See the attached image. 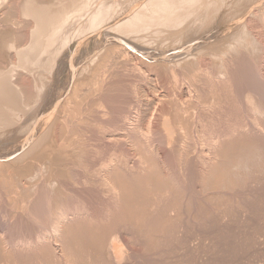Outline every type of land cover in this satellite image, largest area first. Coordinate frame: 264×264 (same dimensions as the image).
I'll return each instance as SVG.
<instances>
[{
    "label": "rangeland",
    "instance_id": "374dc122",
    "mask_svg": "<svg viewBox=\"0 0 264 264\" xmlns=\"http://www.w3.org/2000/svg\"><path fill=\"white\" fill-rule=\"evenodd\" d=\"M4 1L0 3V12L4 14V12L7 13L5 10H9L10 15L7 13L2 17L0 13L2 15L0 25L3 26L0 29V43L15 42L14 45L18 46L8 52L9 55L6 53L8 60L10 59L8 64L11 68L13 62H15L14 66L20 63L15 51L19 48L26 49L31 42V31L36 26L34 17H31V10L39 6H48L47 9H49V6L54 5L49 4L51 1L67 4L69 0H28L30 3L26 0H6L5 4ZM21 1L27 2L25 6ZM82 1L88 0H77L79 3ZM100 1H96V4L104 0ZM134 1H137L136 4L129 0L127 3L130 5L129 7L126 5L127 8L120 5L121 10L118 9L121 12L116 9L115 14H121L113 17L116 19H112L114 21L109 23L110 26L121 21L123 16L124 20L134 8L141 10L143 7L140 6L147 3L149 5L143 9H151L155 6L154 0L150 1L153 6L149 0L147 3H144V0ZM212 1L207 0L209 3L207 24H203L196 36L188 41L190 44L187 41H172V43L167 41L169 37L166 38L167 42L163 41L167 36L166 33L162 39L165 42L162 46L159 42L162 34H165L162 32L165 29L159 30L162 33L159 32L161 35L158 38L159 42L147 39L155 38L156 31L150 32L148 29L144 40L134 39L133 41L135 44L146 46L145 49H147L136 52L137 50L133 48L134 43L129 37L124 38L126 42L129 39L128 43L116 41L110 36L107 37L106 34L110 30L101 26V29L98 28L97 31H87L81 36L75 33L71 37L61 50L64 53L60 52L58 55V64L52 69L54 74L52 71L45 73L41 69L31 74H26L23 68L22 71L20 68L17 70L23 74L20 73L21 75L17 76L16 82L18 86L19 84H21L20 87L23 86L21 89L25 90L23 92L25 96L28 94L29 99L35 96L39 73L44 75L47 86L42 91L41 101L39 99L33 103L30 110V120L25 127L30 126L26 131L27 136L23 132L24 136L22 133L17 136V133L13 131L12 133L6 131L0 135V163L3 165H0V255H2L0 264H59L57 263L59 259L62 262L60 264H75L71 255H66V250L61 245L62 240L57 238L49 224L59 207L63 211L58 212L65 213L63 217L66 215L65 220L62 218L65 221L61 220L62 223L64 222L66 227L73 226L70 228L72 231L75 230L74 233L76 231L82 233L81 236L78 232L76 233V235L79 234L77 236L81 238V241L78 251L73 252H77L73 256L76 262L80 258L79 264L81 261L87 264H264V86L262 85L264 82V37L262 52L256 53L257 56L243 48L232 50L234 53L230 51L224 54L223 52L228 36L236 30L238 20L251 18L255 21L258 30L264 33L262 27L264 23L259 17L264 9V0H222L220 12L216 8L218 3H215V0L213 3L216 6L210 5ZM124 3L127 4L125 1ZM124 3L122 0L121 4L124 5ZM11 8L12 11H10ZM211 10L215 12H209ZM30 13L31 15L28 16ZM214 13L217 15L216 19ZM210 16H212L211 19ZM178 28L173 27L172 30L175 31ZM170 29L166 32L171 33ZM155 33L158 36L159 33ZM111 34L120 36L117 32L115 34V31ZM152 34H154L153 37ZM171 38L174 40L173 36ZM113 43L114 46L116 45L114 52ZM215 44L219 51L212 55L209 49ZM217 44L222 46L221 49L219 45L217 47ZM123 47H126L127 51ZM244 63L245 66H243ZM248 63L251 66L254 64L256 70L254 67L252 70L251 66L249 70ZM254 84L256 85L253 86ZM247 90L249 93L246 92ZM43 106L46 107L43 108ZM41 108L45 112H42ZM40 115H43L44 121L42 117L41 121L39 120ZM27 116L22 117L20 122L23 123ZM31 116L33 119L37 116L35 122ZM38 123L40 126L37 125ZM169 128L174 131L171 132ZM32 129L34 131L36 129V140L39 137H49L45 143L44 140L43 143L40 141L42 147L38 146L33 152L29 150L33 146V141L27 142L28 132L33 131ZM171 133H173L172 136H170ZM233 142L239 144V149L246 144L248 146H245L246 149L251 146L249 151L251 152L253 148L252 152L255 151V154L251 152L253 156L251 154L248 156L247 149L246 158L244 153L243 156L242 152L240 153L241 149L237 150L238 145H236L235 150L246 159H238L236 151L234 150L233 153L230 150L231 158L236 155L234 156L236 160L228 158V161L229 154L225 153L229 146L234 147ZM225 148L226 152H224ZM13 163L15 168L12 166ZM239 163H242L243 167ZM17 165L20 171L16 169ZM55 170L60 173L56 174ZM162 181L166 183L163 182L164 185H162ZM157 184L160 187L157 188ZM38 185H41V188ZM11 188L18 193L16 191L12 193ZM46 192L50 196L49 202L53 201L51 205H48L49 210L46 209L47 206L43 208L46 210L44 212L43 209L42 211L39 209L44 205L37 203L39 200L37 196ZM125 193L129 198L123 200L122 196ZM132 193L134 197H142L143 200L148 195H151L153 199L149 200L150 204L148 200L145 203L142 200L144 203L142 204L136 197L137 200L133 201L139 203L135 204L131 200L135 205L131 206L130 199H134L130 195ZM140 203L141 206H139ZM44 233L48 235H45L46 239L42 235ZM39 234L44 236L45 240L43 238L42 240ZM98 239H106L108 242L116 241L118 248H122V250L120 248L121 253H125L120 262H115L110 258L111 255L108 256L111 252L105 253L110 251V246L108 250L104 248L107 246H103L98 251H95L94 246L92 248V242L95 243ZM84 242L88 243L87 247ZM45 243L51 246L47 247ZM48 248L50 251L47 250ZM44 249L48 254L54 253L57 259L51 258L52 253L49 254L50 256L45 253L44 255L47 256L44 257L43 252H46V250L43 251Z\"/></svg>",
    "mask_w": 264,
    "mask_h": 264
},
{
    "label": "bare ground",
    "instance_id": "6f19581e",
    "mask_svg": "<svg viewBox=\"0 0 264 264\" xmlns=\"http://www.w3.org/2000/svg\"><path fill=\"white\" fill-rule=\"evenodd\" d=\"M3 0H0V3L2 2ZM26 1H28V0H26ZM31 1V0H30ZM30 1H28L29 3H30ZM38 1V0H37ZM48 1V0H47ZM51 1V0H50ZM56 1V0H55ZM62 1V0H61ZM96 1L98 2V0H88V1H82L81 3H79V2H77V0H69L68 1V3L66 4L65 2L64 3H62V2H60V3H53L52 1H51V3H49L50 5L51 4H54V5H51V6H49L50 8L49 9H47V7H43V6H39V7H36V9L35 10H31L32 12V15H31V13L28 15V16H30L31 15V17H34L33 18V20H34V23H35V29L33 30V31H31L32 32V34H31V37H30V39H31V42L28 44V47L26 48V49H20L19 48V50H17V51H15L16 52V55H17V57H18V59L20 60V63H19V65H17V66H14L13 65V63H15V62H13L12 63V67L10 68L9 67V60H8V57L6 56V53H7V55H9L8 54V52H10L14 47H16V48H18V46H16V45H14V43H12V42H9V43H6L5 41H3L2 43H0V135H3L4 134V132H6V131H13V133L15 132V133H17L16 135L18 136V134H20V133H24V134H26V136H27V132L26 131H28V129H29V127H27V128H25L26 126H27V122L30 120V114L29 113H31V109H32V106H33V103H36L40 98H42V91H43V89L47 86V84L45 83V81H44V75H42L41 73H39L40 74V78H39V82L37 83V85H36V90H35V96L34 97H30L31 99H29V96H28V94L25 96V93L23 92V91H25L24 89H21L22 87H20L21 86V84H19L20 86H18V83L16 82L17 81V76H19V75H21V74H23V73H21V69L23 68V69H25V71H26V74H31L32 72H34L35 70H38V69H41V70H43L45 73H50L51 71H52V69L54 68V66L55 65H57L58 64V55H59V53L61 52V50H62V48L65 46V45H67L66 43H68L69 41H70V39H71V37L72 36H74V34L75 33H77V34H79L80 36L81 35H83V34H85L87 31H97V29L98 28H100L101 29V26H104V28L105 27H107V29L108 30H110V32H108L106 35H107V37L108 36H110V37H112V38H114L116 41H119V42H126V40L124 39L125 37H129V39H130V41H134V39H136L137 41H142V40H144V36H147L146 35V31L149 29L150 30V32L151 31H155V32H160L161 33V29H165V31L163 30L162 32H165V34L163 33H161L163 36H161L160 35V33L158 34V36L156 35V33L154 32V34H155V38H159V36H161L160 38H161V41L159 42V40L160 39H158V40H156L155 38H147L149 41H157V42H159V44L161 43V45L163 46L164 45V43L165 42H163V41H166V38L167 37H169V38H171V36H173L174 37V40H173V38H171V39H167V41H189L190 39H192V37L193 36H196V34L199 32V30H200V28H201V26L203 25V24H205L206 22H208V14H207V8L209 7V0H208V2H207V0H154V3H155V6H154V8H151V9H143L146 5H149V3H147V0H144V3H147V4H145V5H141L140 7L142 8L141 10L138 8H134V9H132L131 10V7L133 6V4L131 5V7H130V10H131V12L129 13V15L123 20V18H124V16H123V18H122V20L121 21H117V22H115L112 26H110V24L109 23H112V21H114V20H112V19H116V18H113L116 14H115V11H117L116 9H120L121 10V7L122 6H124V7H126V5L129 7V5L130 4H128L127 2H129V0L128 1H126V0H123V3H124V1L127 3V4H125L124 3V5L123 4H121V2H122V0H104L102 3H97V4H99L98 6H97V4H96ZM100 1V0H99ZM121 1V2H120ZM133 2H135L134 0H132ZM131 0H130V2H132ZM150 1H153V0H149V2ZM212 1V0H211ZM222 0H215V3H218L217 4V6H216V4L215 3H213L214 2V0L212 1V2H210V3H212V4H210V5H213V4H215V6H216V8H217V10L219 11V8H220V5L222 4V2H221ZM226 1V0H225ZM225 1H224V4H225ZM245 1V0H244ZM251 1V0H250ZM5 2H6V0L4 1V4H5ZM21 2H23L22 4L24 5V4H26L27 2H25L24 3V1H21ZM43 2V1H42ZM45 2V1H44ZM59 2V1H58ZM101 2V1H100ZM137 2V1H136ZM136 2L134 3V4H136ZM233 2V1H232ZM249 2V1H248ZM260 2V1H259ZM264 2V1H263ZM7 3H10V2H7ZM16 3H18V2H16ZM28 3V4H29ZM41 3V2H40ZM143 3V4H144ZM221 3V4H220ZM234 3H235V1H234ZM233 3V4H234ZM244 3V2H243ZM250 3V2H249ZM252 3V2H251ZM11 4V3H10ZM9 4V6L10 7H12V5H10ZM28 4H27V8H28ZM32 4H33V2H32ZM32 4H31V6H32ZM140 4V3H139ZM138 4V5H139ZM150 4L152 5V3L150 2ZM223 4V5H224ZM3 5V4H2ZM23 5H21L22 6V8H23ZM120 5H122V6H120ZM1 6V5H0ZM6 6H8V5H6ZM9 6L8 7H6L7 9H9ZM25 6V5H24ZM135 6V5H134ZM137 6V5H136ZM135 6V7H136ZM153 6V5H152ZM151 6V7H152ZM222 6V5H221ZM3 7V6H2ZM139 7V6H138ZM149 7V6H148ZM147 7V8H148ZM231 7V6H230ZM234 7V6H233ZM257 7V6H256ZM5 8V9H6ZM25 8V7H24ZM26 8V9H27ZM31 8H33V6L31 7ZM127 8V7H126ZM125 8V9H126ZM146 8V7H145ZM222 8V7H221ZM237 8V7H236ZM240 8H241V6H240ZM118 9V10H119ZM231 9V8H230ZM14 10V9H13ZM24 10V9H23ZM22 10V11H23ZM49 10V11H48ZM118 11V12H121V11ZM129 10V11H130ZM232 10V9H231ZM3 11V10H2ZM7 13H9V10H5ZM10 11H12V8L10 9ZM27 11V10H26ZM122 11H123V8H122ZM214 10H211V11H209V12H213ZM215 11H216V9H215ZM214 11V12H215ZM235 11H237V10H235ZM24 13L23 14H25V11H23ZM208 12V13H209ZM220 12V11H219ZM1 13V12H0ZM3 13V12H2ZM1 13V14H2ZM7 13H5L4 12V14H2V15H0V17L2 16V17H4V15L6 14L7 15ZM12 13V12H11ZM124 13V12H123ZM126 13V12H125ZM234 13V12H233ZM232 13V14H233ZM243 13V12H242ZM260 13V12H259ZM258 13V14H259ZM22 14V13H21ZM121 14V13H120ZM120 14H118L117 13V15L119 16ZM210 15H211V13H209ZM254 14V13H253ZM5 15V16H6ZM9 15H10V13H9ZM8 15V16H9ZM12 15V14H11ZM116 15V16H117ZM123 15V14H122ZM126 15V14H125ZM213 15V14H212ZM214 15H215V13H214ZM214 15H213V17H214ZM238 15V14H237ZM24 16V15H23ZM216 17H214L215 19L217 18V15H215ZM225 16V15H224ZM233 16V15H232ZM240 16V15H239ZM258 16V15H257ZM25 17H27V16H25ZM30 17V18H31ZM211 17L212 16H210V19H211ZM230 17V16H229ZM259 17H261L260 19L261 20H263L262 22L264 23V9L262 10V12H261V14L259 15ZM9 18V17H8ZM29 18V17H28ZM28 18H24V19H28ZM29 18V19H30ZM119 18V17H118ZM233 18V17H232ZM4 19V18H3ZM9 19H11V18H9ZM32 19V18H31ZM121 19V18H120ZM235 19V18H234ZM238 19V18H237ZM111 20V21H110ZM213 20V19H212ZM218 20H220V19H218ZM259 20V19H258ZM110 21V22H109ZM227 21H228V19H227ZM226 21V22H227ZM11 22V21H10ZM16 22V21H15ZM230 22V21H229ZM232 22V21H231ZM260 22V21H259ZM258 22V23H259ZM1 23V22H0ZM5 23H7V22H5ZM18 23V22H17ZM20 23V22H19ZM257 23V22H256ZM207 24V23H206ZM237 25V27L235 28L236 30H235V32H233L232 34H230L229 36H228V38H227V40H226V47H224V51L223 50H221V51H223L224 52V54H226V53H228V52H230V51H232V50H234L235 51V49H241V48H243V49H245V50H247V51H250V54L252 53V54H255L256 55V53L258 54L260 51H261V49H262V41H263V37H264V33H262L261 32V30H258V28L255 26L256 24H255V21L254 20H252L251 18L249 19H246V20H243V21H237V23H236ZM19 25V24H18ZM17 25V26H18ZM258 25V24H257ZM0 26H2V24L0 25ZM23 26V25H22ZM21 26V27H22ZM159 26V27H158ZM164 26L166 27V28H164ZM6 27V26H5ZM110 29H109V28ZM153 28V30H152V28ZM161 27H163V28H161ZM173 27H174V29H176L177 27H179L177 30H172L173 29ZM263 28H264V26H262ZM1 28H3V26L2 27H0V29ZM7 28V27H6ZM20 28V27H19ZM151 28V29H150ZM155 28H157V29H155ZM170 29V31L172 30V31H174V32H172L171 31V33L169 32V35H168V32H166L168 29ZM203 28H204V26H203ZM229 28V27H228ZM227 28V29H228ZM259 29H262V28H260L259 27ZM5 30V29H4ZM11 30V29H10ZM113 30V31H112ZM148 30V31H149ZM159 30H161V31H159ZM230 30V29H229ZM12 31V30H11ZM114 33V31H115V34H116V32L117 33H119V35L120 36H123V37H120V36H118V35H114V34H111L112 32ZM233 31H234V29H233ZM5 32V31H4ZM106 32H107V30H106ZM105 32V33H106ZM152 32V33H153ZM231 32H232V30H231ZM264 32V31H263ZM143 33H145V35H143ZM166 33H167V36H165L166 35ZM230 33V32H229ZM228 33V34H229ZM13 34H15V33H13ZM16 34H18L17 32H16ZM15 34V35H16ZM99 34V33H98ZM154 34H152V37H153V35ZM170 34H171V36H170ZM173 34V35H172ZM227 34V35H228ZM105 35V34H104ZM202 35V34H201ZM204 35V34H203ZM157 36V37H156ZM164 36H165V40L163 39L164 38ZM199 36V35H198ZM85 37V36H84ZM83 37V39L85 40V38ZM104 37V36H103ZM150 37V36H149ZM13 38H16V36L14 37L13 36ZM12 38V39H13ZM96 38V37H95ZM123 38V39H122ZM220 38H222V37H220ZM9 39H11V38H9ZM129 39H128V42H129ZM131 39H133V40H131ZM146 39V41H148ZM162 39H163V41H162ZM6 40V39H5ZM93 40V39H92ZM108 40V39H107ZM125 40V41H124ZM204 40H208V39H204ZM86 41V40H85ZM97 41V40H96ZM103 41V40H102ZM105 41V40H104ZM148 41V42H149ZM166 41V42H167ZM193 41H195V40H193ZM209 41V40H208ZM222 41H223V39H222ZM224 41H225V38H224ZM128 42H126V43H128ZM163 42V43H162ZM219 42H220V40H219ZM134 43V42H133ZM173 43V42H172ZM172 43H168V44H172ZM182 43V42H181ZM183 43H185V44H187L186 42H183ZM182 43V44H183ZM189 43V42H188ZM105 44V43H104ZM107 44V43H106ZM130 44V43H129ZM151 44V43H150ZM190 44V43H189ZM101 45V44H100ZM103 45V44H102ZM122 45V44H121ZM131 45V44H130ZM140 45V44H139ZM138 44H135L134 43V47L133 48H135L137 51L136 52H139L140 50L142 51H144V50H146L145 49V47L146 46H142V45H140L139 46ZM153 45V44H152ZM166 45V44H165ZM195 45V44H194ZM218 45L219 44H217V47H218ZM224 45V44H223ZM96 46V45H95ZM116 46V45H115ZM114 43H113V52H114ZM161 46V47H162ZM215 46V47H214ZM214 46H211L210 47V52H211V54L213 55H215V54H217L218 53V51L219 50H217V48H216V44L214 45ZM119 47H121L120 45H119ZM142 47H144V48H142ZM155 47V46H154ZM221 45H219V48L221 49ZM69 48V47H68ZM123 48H125L126 49V47H123ZM218 48V49H219ZM15 49V48H14ZM65 49V48H64ZM71 49V48H70ZM120 49V48H119ZM156 49V48H155ZM173 49V48H172ZM180 49V48H179ZM242 49V50H243ZM132 50V49H131ZM153 50V49H152ZM244 50V51H245ZM68 51V50H67ZM66 51V52H67ZM117 51H118V48H117ZM120 51H122V50H120ZM126 51H127V49H126ZM129 51V50H128ZM133 51V50H132ZM131 51V52H132ZM206 51V50H205ZM66 52H65V54H66ZM112 52V51H111ZM110 52V53H111ZM123 52V51H122ZM125 52V51H124ZM159 52V51H158ZM163 52H165V50L163 51ZM233 52V51H232ZM262 52V51H261ZM13 53V52H12ZM61 53H64V52H61ZM69 53V52H68ZM200 53V52H199ZM234 53V52H233ZM247 53V52H246ZM119 54V53H118ZM117 54V55H118ZM143 54V53H142ZM202 54V53H201ZM263 54V53H262ZM15 55V56H16ZM101 55V54H100ZM121 55V54H120ZM153 55V54H152ZM157 55V54H156ZM160 55H162V54H160ZM197 55V54H196ZM244 55H245V53H244ZM116 56V55H115ZM129 56V55H128ZM202 56V55H201ZM207 56V55H206ZM257 56V55H256ZM154 57V56H153ZM158 57V56H157ZM219 57V56H218ZM16 58V57H15ZM60 58V57H59ZM106 58V57H105ZM201 58V57H200ZM241 58V57H240ZM63 59V58H62ZM129 59V58H128ZM245 59H246V57H245ZM65 60V59H64ZM222 60V59H221ZM224 60V59H223ZM232 60V59H231ZM262 60V59H261ZM17 61V60H16ZM110 61V60H109ZM203 61V60H202ZM239 61V60H238ZM242 62H244L243 60H241ZM240 61V62H241ZM247 61V60H246ZM245 61V62H246ZM259 61V60H258ZM228 62H229V60H228ZM232 62H234V61H232ZM231 62V63H232ZM237 62V61H236ZM235 62V63H236ZM253 62V61H252ZM60 63H61V61H60ZM198 63V62H197ZM205 63V62H204ZM230 63V64H231ZM237 63H239V62H237ZM256 63V62H255ZM103 64V63H102ZM121 64V63H120ZM249 64V63H248ZM250 64H251V62H250ZM248 65L247 66V68L249 69L250 68V66L251 65ZM61 65H63V64H61ZM200 65V64H199ZM202 65H204V64H202ZM237 65V64H236ZM240 65H242V64H240ZM256 65V64H255ZM75 66V65H74ZM105 66V65H104ZM226 66V65H225ZM233 66H235V64L233 65ZM243 66H245V63H244V65ZM243 66H242V69H243ZM59 67V66H58ZM62 67V66H61ZM61 67H59V68H61ZM88 68H90L89 66H87ZM86 67V68H87ZM224 67V66H223ZM222 67V68H223ZM227 67V66H226ZM226 67H225V69H226ZM231 67V66H230ZM252 67H254V69H255V66H254V64L251 66V68ZM260 67V66H259ZM18 68V69H17ZM19 68H20V72H17V70H19ZM56 68V67H55ZM83 68V67H82ZM88 68L86 69V70H88ZM109 68V67H108ZM221 68V69H222ZM232 68V67H231ZM234 68V67H233ZM236 69H237V67H235ZM234 68V69H235ZM85 69V68H84ZM83 69V70H84ZM91 69V68H90ZM102 69V68H101ZM219 69H220V67H219ZM229 69V68H228ZM261 69V68H260ZM85 70V71H86ZM224 70V69H223ZM222 70V71H223ZM239 70H241V69H239ZM250 70V69H249ZM252 70H253V68H252ZM256 70V69H255ZM55 71V70H54ZM237 71V70H236ZM235 71V72H236ZM39 72V71H38ZM59 72V71H58ZM77 72V71H76ZM80 72V71H79ZM84 72V71H83ZM194 72V71H193ZM202 72V71H201ZM225 72H226V70H225ZM239 72V71H238ZM241 72V71H240ZM239 72V73H240ZM243 72V71H242ZM252 72V71H251ZM258 72V71H257ZM21 73V74H20ZM25 73V72H24ZM56 73H57V71H56ZM85 73V72H84ZM207 73V72H206ZM234 73V72H233ZM248 73V72H247ZM52 74H54L53 73V71H52ZM230 74H231V72H230ZM209 75V74H208ZM236 75V74H235ZM253 75V74H252ZM254 75H255V71H254ZM254 75H253V78H254ZM36 76H37V74H36ZM55 76V75H54ZM204 76V75H203ZM231 76V75H230ZM240 76V75H239ZM244 76V75H243ZM178 77V76H177ZM20 78V77H19ZM98 78V77H97ZM207 78V77H206ZM229 78V77H228ZM236 78V77H235ZM250 78V77H249ZM255 78H256V75H255ZM258 78V77H257ZM256 78V79H257ZM205 79V78H204ZM209 79V78H208ZM222 79V78H221ZM223 79H225V78H223ZM222 79V80H223ZM230 79H233V78H230ZM229 79V80H230ZM239 79V78H238ZM237 79V80H238ZM228 80V81H229ZM30 81V80H29ZM202 81V80H201ZM232 81H234V80H232ZM259 81V80H258ZM261 81V80H260ZM49 82H51V81H49ZM237 82V81H236ZM254 82V81H253ZM256 82V81H255ZM67 83V82H66ZM92 83V82H91ZM204 83V82H203ZM249 83V82H248ZM264 83V82H263ZM262 83V85L264 86V84ZM220 84V83H219ZM257 84V83H256ZM256 84H254L253 86H255ZM261 84V83H260ZM231 85H232V82H231ZM258 85V84H257ZM49 86V85H48ZM51 86V85H50ZM209 86H211V84H209ZM263 86H261V87H263ZM203 87V86H202ZM215 87V86H214ZM34 88V87H33ZM209 88V87H208ZM251 88H252V84H251ZM260 87H258V89H259ZM213 89V88H212ZM231 89V88H230ZM255 89V88H254ZM76 90V89H75ZM215 90V89H214ZM250 90V89H249ZM249 90H247L246 92H248L249 93ZM205 91V90H204ZM213 91V90H212ZM211 91V92H212ZM226 91V90H225ZM251 91V90H250ZM259 91V90H258ZM209 92H210V89H209ZM252 92V91H251ZM251 92H250V94H251ZM260 92V91H259ZM47 93V92H46ZM46 93H43V94H46ZM48 93H49V90H48ZM198 93H200V92H198ZM202 93V92H201ZM205 93V92H204ZM80 94V93H79ZM208 94H210V93H208ZM208 94H207V96H208ZM212 94H214V92L212 93ZM243 94V93H242ZM254 94V93H253ZM252 94V95H253ZM32 95V94H31ZM47 95V94H46ZM66 95H68V94H66ZM76 95V94H75ZM81 95V94H80ZM201 95V94H200ZM211 95V94H210ZM209 95V96H210ZM51 96V95H50ZM49 96V97H50ZM84 96V95H83ZM254 96H256V95H254ZM264 96V95H263ZM67 97V96H66ZM69 97V96H68ZM78 97V96H77ZM77 97H75V98H77ZM95 97V96H94ZM200 97H202V95L200 96ZM248 97V96H247ZM260 97V96H259ZM71 98V97H70ZM212 98H214L213 96H212ZM255 98V97H254ZM261 98H262V96H261ZM252 99V98H251ZM44 100H46V99H44ZM102 100V99H101ZM39 101H41V99L39 100ZM65 101V100H64ZM246 101V100H245ZM75 102V101H74ZM43 103V102H42ZM68 103V102H67ZM259 103V102H258ZM44 104V103H43ZM248 104V103H247ZM249 104H250V102H249ZM106 105H107V103H106ZM253 104H251V106H252ZM258 105H260V104H258ZM42 106V105H41ZM246 106V105H245ZM249 106V105H248ZM40 107V106H39ZM44 107H46V106H43V108ZM74 107V106H73ZM43 108H41V109H43ZM62 108V107H61ZM40 109V108H39ZM77 109V108H76ZM75 110V109H74ZM181 110V109H180ZM44 111V109L42 110V112ZM177 111V110H176ZM175 111V112H176ZM45 112V111H44ZM76 112V111H75ZM178 112V111H177ZM39 113V112H38ZM69 113V112H68ZM183 113V112H182ZM256 113V112H255ZM29 114V117L27 116ZM35 114H36V112H35ZM34 114V115H35ZM41 114V113H40ZM48 114V113H47ZM70 114V113H69ZM73 114H75V113H73ZM254 114V113H253ZM258 114V113H257ZM43 115H44V113H43ZM42 115V116H43ZM72 115V114H71ZM183 115V114H182ZM232 115V114H231ZM27 116V118L24 120V122L23 123H21L20 122V120H22V117H26ZM41 115H40V118H39V120L41 121V117H42ZM73 116V115H72ZM257 116V115H256ZM258 116H259V114H258ZM33 116H31V118H32ZM37 117V116H36ZM36 117L34 116V119H33V121L36 119ZM71 117V116H70ZM187 117V116H186ZM43 118L44 117H42V120H43ZM50 118V117H49ZM73 118V117H72ZM263 118V117H262ZM31 119V120H32ZM256 119V118H255ZM260 119V118H259ZM45 120H46V118H45ZM44 121V120H43ZM42 121V122H43ZM164 121V120H163ZM181 121V120H180ZM35 122V121H34ZM33 122V123H34ZM38 122V121H37ZM54 122V121H53ZM260 122V121H259ZM259 122H257V123H259ZM29 123V122H28ZM31 123H32V121H31ZM68 123V122H67ZM190 123V122H189ZM256 123V124H257ZM42 124V123H41ZM62 124V123H61ZM66 124V123H65ZM187 124V123H186ZM28 125H32V124H28ZM37 125H39V123L37 124ZM52 125V124H51ZM50 125V126H51ZM64 125V124H63ZM264 125V124H263ZM40 126V125H39ZM38 126V127H39ZM169 126V125H168ZM34 127H35V125H34ZM56 127V126H55ZM171 127V126H170ZM186 127V126H185ZM241 127V126H240ZM13 128H15V129H13ZM32 128V127H31ZM30 128V129H31ZM41 128V127H40ZM53 128V127H52ZM63 128V127H62ZM43 129V128H42ZM47 129V128H46ZM123 129V128H122ZM166 129H168L167 127H166ZM186 129V128H185ZM188 129V128H187ZM20 130V131H19ZM25 130V131H24ZM33 130V129H32ZM140 130V129H139ZM169 130H170V128H169ZM51 131V130H50ZM168 131V130H167ZM171 131V130H170ZM172 131H174V130H172ZM171 131V132H172ZM180 131V130H179ZM3 132V133H2ZM37 132H39V131H37ZM48 132V131H47ZM68 132V131H67ZM70 132V131H69ZM236 132V131H235ZM12 133V132H11ZM23 133H22V135H23ZM137 133H139V131L137 132ZM165 133H166V130H165ZM28 136H29V138L27 139V142L28 141H30V140H32L31 142L33 143L32 145V147L29 149L31 152H33V151H35V149L38 147V146H41V143H39L40 141H42V143H43V140H44V143H45V141H47V138H49V137H39L38 138V140H36V129H35V131L33 130V131H30V132H28ZM38 134H40V133H38ZM37 134V135H38ZM65 134V133H64ZM68 134V133H67ZM74 134V133H73ZM168 134V133H167ZM172 134L173 133H171V135L170 136H172ZM239 134V133H238ZM7 135V134H6ZM22 135H21V137H22ZM51 135V134H50ZM133 135H135V134H133ZM241 135H242V133H241ZM244 135V134H243ZM24 136V135H23ZM44 136V135H43ZM68 136H69V134H68ZM169 136V137H170ZM254 136V135H253ZM5 137V136H4ZM9 137V136H8ZM14 137V136H13ZM67 137V136H66ZM138 137V136H137ZM136 137V138H137ZM11 138V137H10ZM18 138V137H17ZM4 139V138H3ZM2 139V140H3ZM16 139V138H15ZM26 139V138H25ZM46 139V140H45ZM75 139V138H74ZM139 139V138H138ZM242 139V138H241ZM247 139V138H246ZM18 140V139H17ZM50 140V139H49ZM170 140V139H169ZM234 140V139H233ZM243 140V139H242ZM21 141V140H20ZM142 141V140H141ZM22 142V141H21ZM23 142H24V140H23ZM26 142V141H25ZM52 142V141H51ZM234 143V142H233ZM236 143H238V142H236ZM249 143V142H248ZM18 144V143H17ZM21 145H22V143H20ZM55 144V143H54ZM53 144V145H54ZM229 144V143H228ZM20 145V146H21ZM48 145V144H47ZM50 145V144H49ZM236 145H238V148H237V150H240V153L242 152V156H243V153H244V155H245V153H247V155L248 156H250V154H251V156H253V154H255V151H253L252 152V149H251V152L253 153H251L249 150H250V147L251 146H249V149L247 150L246 148H245V146L247 145H245V144H243V145H245L243 148H241L240 147V149H239V144H235L234 143V147L236 146ZM241 145V144H240ZM249 145V144H248ZM251 145V144H250ZM19 146V145H18ZM17 146V147H18ZM19 146V147H20ZM24 146V145H23ZM55 146V145H54ZM232 146V145H231ZM231 146H229L228 148H230ZM253 146V145H252ZM25 147H26V145H25ZM25 147H24V149H25ZM42 147V146H41ZM40 147V148H41ZM56 147V146H55ZM234 147H231L230 149H228L227 148V150L229 151H227L226 152V148H225V150H224V152H226L225 154H229V157H227V160H228V158H229V160L230 159H234L235 157L234 156H236L237 155V158L239 159H246L247 158V156H246V158H244V157H241V154L239 155V151H236L235 149H236V147L234 148ZM246 147H248V146H246ZM39 148V149H40ZM21 149V148H20ZM23 149V150H24ZM27 149V148H26ZM48 149V148H47ZM222 149V148H221ZM245 149V150H244ZM9 150V149H8ZM15 150V149H14ZM28 150V151H29ZM42 150H44V149H42ZM230 150L231 151H233V153L235 152V154L236 155H234L232 152H231V154H233L232 156H233V158H231V156H230ZM235 150V151H234ZM246 150H247V152H246ZM254 150V149H253ZM17 151H19V150H17ZM57 151V150H56ZM222 151V150H221ZM245 151V152H244ZM30 152V153H31ZM37 152V151H36ZM53 152V151H52ZM18 153V152H17ZM49 153V152H48ZM56 154V153H55ZM142 154V153H141ZM224 154V153H223ZM25 155V154H24ZM38 155H40V154H38ZM48 155V154H47ZM214 155V154H213ZM238 155H239V157H238ZM11 156V155H10ZM50 156V155H49ZM62 156V155H61ZM151 156V155H150ZM225 156V155H224ZM228 156V155H227ZM35 158V157H34ZM37 158V157H36ZM56 158V157H55ZM223 158V157H222ZM47 159H49V158H47ZM53 159H54V155H53ZM214 159V158H213ZM55 160H57V159H55ZM54 160V161H55ZM64 160V159H63ZM228 160V161H229ZM234 160H236V159H234ZM250 160V158L248 159V161ZM1 161V160H0ZM19 160H17V162H18ZM23 161V160H22ZM30 161V160H29ZM144 161V160H143ZM248 161L246 160V162L248 163ZM11 162V161H10ZM16 162V161H15ZM51 162V161H50ZM19 163V162H18ZM56 163H57V161H56ZM122 163V162H121ZM225 163V162H224ZM20 164V163H19ZM22 164V163H21ZM77 164V163H76ZM234 164H236V163H234ZM233 164V165H234ZM240 165L242 164V163H239ZM263 164V163H262ZM0 165H2L1 163H0ZM4 165H5V163H4ZM14 165V163L12 164V166ZM51 165V164H50ZM62 165V164H61ZM64 165V164H63ZM62 165V166H63ZM228 165H230V163L228 164ZM232 165V167H234ZM238 164H236V166H237ZM240 165H239V167H240ZM257 165V164H256ZM3 166V165H2ZM15 166H16V163H15ZM21 166V165H20ZM19 166V167H20ZM214 166V165H213ZM235 166V167H236ZM6 167H7V165H6ZM14 167V166H13ZM24 167H26V166H24ZM32 167V166H31ZM54 167V166H53ZM215 167V166H214ZM241 167H243V165H241ZM15 168V167H14ZM22 168V167H21ZM35 168V167H34ZM59 168V167H58ZM58 168H55V169H58ZM222 168V167H221ZM225 168V167H224ZM238 168V167H237ZM4 169V168H3ZM3 169H1V170H3ZM16 169H19L18 168V165H17V168ZM15 169V170H16ZM24 169V168H23ZM30 169V168H29ZM36 169V168H35ZM213 169V168H212ZM215 169H216V167H215ZM214 169V170H215ZM219 169H220V167H219ZM218 169V170H219ZM33 170V169H32ZM221 170V169H220ZM237 170V169H236ZM239 170V169H238ZM5 171V170H4ZM18 171V170H17ZM19 171H20V169H19ZM34 171V170H33ZM52 171V170H51ZM56 171V170H55ZM63 171V170H62ZM127 171V170H126ZM216 171V170H215ZM222 171H224V169L222 170ZM235 171V170H234ZM3 172V171H2ZM26 172V171H25ZM40 172V171H39ZM58 170L56 171V174H58ZM106 172V171H105ZM109 172V171H108ZM214 172V171H213ZM236 172V171H235ZM1 173V172H0ZM22 173V172H21ZM60 173V172H59ZM212 173V172H211ZM25 174V173H24ZM215 174V173H214ZM236 174V173H235ZM4 175V174H3ZM2 175V176H3ZM34 175V174H33ZM122 175H124V174H122ZM134 175V174H133ZM1 176V177H2ZM10 176V175H9ZM8 176V177H9ZM67 176V175H66ZM4 178H5V176H3ZM3 177H2V179H3ZM54 177V176H53ZM65 177V176H64ZM79 178V177H78ZM126 178V177H125ZM130 178V177H129ZM151 178V177H150ZM248 178V177H247ZM1 179V180H2ZM7 179V178H6ZM10 179V178H9ZM13 179V178H12ZM134 179V178H133ZM213 179H214V176H213ZM219 179V178H218ZM221 179V178H220ZM57 180V179H56ZM59 180V179H58ZM153 180V179H152ZM225 180V179H224ZM17 181V180H16ZM48 181V180H47ZM7 182V181H6ZM14 182V181H13ZM56 182V181H55ZM126 182V181H125ZM155 182V181H154ZM166 183L165 181H162L161 182V184L162 183ZM211 182V181H210ZM3 183H5V182H3ZM16 183V182H15ZM50 183V182H49ZM52 183V182H51ZM50 183V184H51ZM157 183H159L160 184V182H157ZM217 183V182H216ZM227 183V182H226ZM1 184H2V182H1ZM9 184V183H8ZM12 184V183H11ZM53 184V183H52ZM54 185V184H53ZM113 185V184H112ZM155 185H156V183H155ZM162 185H164V184H162ZM169 185V184H168ZM217 185H218V183H217ZM223 185V184H222ZM231 185V184H230ZM12 186V185H11ZM39 186V185H38ZM129 186V185H128ZM154 186V185H153ZM209 186V185H208ZM239 186V185H238ZM40 188H41V185L39 186ZM158 187H160V186H158V184H157V188ZM162 187V186H161ZM165 187H167L166 185H165ZM164 187V188H165ZM223 187V186H222ZM9 188H10V186H9ZM8 188V189H9ZM16 188H17V186H16ZM48 188H50L51 189V187H48ZM59 188V187H58ZM135 188V187H134ZM15 189V188H14ZM27 189V188H26ZM56 189V188H55ZM61 189V188H60ZM124 189V188H123ZM152 189V188H151ZM160 189H162V188H160ZM213 189V188H212ZM11 190H12V188H11ZM19 190V189H18ZM67 190V189H66ZM125 190V189H124ZM13 191V190H12ZM16 191V190H15ZM15 191H13L12 193H15ZM38 191V190H37ZM43 191H44V189H43ZM50 191V190H49ZM64 191V190H63ZM129 191V190H128ZM11 192V191H10ZM17 193H18V191H16ZM28 192V191H27ZM40 192V191H39ZM51 192V191H50ZM58 192V191H57ZM66 192V191H65ZM88 192V191H87ZM61 193V192H60ZM120 193V192H119ZM131 193V192H130ZM137 193V192H136ZM139 194V193H138ZM212 194V193H211ZM116 195H118V194H116ZM122 195V194H121ZM120 195V196H121ZM130 195H132L131 197H134L133 195H134V193H132V194H130ZM135 195H137V194H135ZM152 195H154V194H152ZM174 195V194H173ZM16 195H14V197H15ZM140 196V195H139ZM142 196V195H141ZM156 196H157V194H156ZM5 197V196H4ZM20 197V196H19ZM37 197H39V200H38V198ZM37 197H35V198H37L36 200H38V202L37 203H39L41 206L42 205H44L42 208H39L40 210L41 209H43L44 207H46V209L48 208V205H51L50 203H52V201L53 200H51V202H49L50 200V196H49V193H40V196L38 195ZM59 197H61V196H59ZM64 197V196H63ZM111 197V196H110ZM130 197V198H131ZM138 198V200H139V202H142V200H143V198L142 197H140L141 198V201H140V198L138 197V196H135L134 197V199L133 198H131L130 199V203H132V201L133 200H137V199H135V198ZM143 197H145V196H143ZM147 197H149L148 199H147ZM147 197H145L144 199L145 200H143L144 201V203H145V201H147L149 204L151 203L150 201L153 199L152 197H151V195L149 196H147ZM229 197V196H228ZM35 198H34V200H35ZM125 198H129V197H127V194L125 193V194H123V196H122V199L123 200H125ZM51 199H53L52 197H51ZM24 200V199H23ZM126 200H128V199H126ZM132 200V201H131ZM150 200V201H149ZM166 200V199H165ZM22 201V200H21ZM155 201V200H154ZM13 202H14V200H13ZM25 202V201H24ZM57 202V201H56ZM126 203L128 202V201H125ZM134 202V201H133ZM139 202H137V201H135L134 203L135 204H137V203H139ZM147 202H146V205H147ZM62 203V202H61ZM60 203V204H61ZM73 203V202H72ZM121 203V202H120ZM129 203V204H130ZM134 203H132V205L131 206H135V205H133ZM143 202H142V204H144ZM24 204V203H23ZM36 204V203H35ZM35 204L34 205H32V208L35 206ZM129 204H127V205H129ZM141 203H140V205L139 206H141L142 205ZM166 204V203H165ZM164 204V205H165ZM21 205V204H20ZM36 205H38V204H36ZM68 205V204H67ZM122 205H124V204H122ZM126 205V206H127ZM138 205H136V206H138ZM156 205V204H155ZM30 207H31V204L29 205ZM215 206V205H214ZM144 207H146V206H144ZM179 207V206H178ZM53 208V207H52ZM34 209V208H33ZM36 209H38V208H36ZM45 209V208H44ZM43 209V210H44ZM51 209V208H50ZM179 209V208H178ZM28 210H29V208H28ZM39 210V211H40ZM47 210H49V209H47ZM59 210H62L63 211V209H60V207H59ZM58 209H57V212L56 213H54V215H53V218H52V221L51 220H49V221H51V223H49L50 225H51V230L54 232V234H56L55 235V237H57L59 240H62V242H63V244H61V245H63V248H64V250H66V255H71V257H72V260L75 262V264H79L78 263V260L80 259H78L77 260V262H76V258H74L73 256H75L76 254L75 253H77V252H75V253H73L74 251H78V248L80 247V239L81 238H79L77 235H79L80 233V231H76V233L78 232L79 234H77L76 235V233H74L75 232V230H71L72 228H70V227H73V226H70V227H68L69 225H67V227L65 226L66 224H64V220H65V216L63 217L62 215H64V214H62V213H60V212H58L59 211ZM104 210V209H103ZM134 210V209H133ZM42 211V210H41ZM61 211V212H62ZM89 211V210H88ZM132 211V210H131ZM159 211V210H158ZM37 212H38V210H37ZM44 212H46V210H44ZM43 212V213H44ZM42 213V212H41ZM42 213V214H43ZM49 213V212H48ZM50 213H51V211H50ZM158 213V212H157ZM32 215H33V213H31ZM110 214V213H109ZM231 214V213H230ZM127 215V214H126ZM34 216V215H33ZM50 216V215H49ZM154 216V215H153ZM27 217V216H26ZM35 217V216H34ZM39 216H37V218H38ZM40 218V217H39ZM62 218H64V220L62 219ZM87 218V217H86ZM152 218V217H151ZM163 218V217H162ZM33 219V218H32ZM41 219V218H40ZM49 219H50V217H49ZM18 220V219H17ZM64 221L63 223H62V221ZM74 221V220H73ZM83 221H85V220H83ZM134 221V220H133ZM138 221V220H137ZM175 222V221H174ZM79 223V222H78ZM137 223V222H136ZM142 223V222H141ZM64 224V225H63ZM70 224V223H69ZM34 225V224H33ZM41 225V224H40ZM138 225V224H137ZM166 225V224H165ZM78 226V225H77ZM102 226V225H101ZM14 227V226H13ZM166 227V226H165ZM40 228V227H39ZM4 229V228H3ZM41 229V228H40ZM39 229V230H40ZM48 229H50V228H48ZM74 229V228H73ZM79 229V228H78ZM77 230V229H76ZM82 230V229H81ZM103 229H101V231H102ZM138 230V229H137ZM13 231V230H12ZM40 232H41V230H40ZM47 232V231H46ZM39 233V232H38ZM51 233V232H50ZM142 233V232H141ZM82 234V233H81ZM81 234L79 235V236H81ZM117 234H119V233H117ZM14 235H15V233H14ZM42 235H46V233H44V234H42ZM42 235L40 236V234H39V237L42 239L43 237H42ZM87 235V234H86ZM159 235V234H158ZM46 236H48V235H46ZM46 236H45V239H46ZM98 236V235H97ZM91 237V236H90ZM101 237V236H100ZM99 238V237H98ZM111 238V237H110ZM113 238H114V236H113ZM162 238V237H161ZM168 238V237H167ZM5 239V238H4ZM8 239V238H7ZM33 239V238H32ZM37 239V238H36ZM44 239V238H43ZM42 239V240H43ZM44 239V240H45ZM88 239V238H87ZM90 239V238H89ZM93 239V238H92ZM96 239V238H95ZM101 239V238H100ZM100 239H98V240H96L95 241V243L94 242H92L91 240V242H92V244L93 245H91L92 246V248H93V246H94V248H96L95 249V251L97 250H100V249H102V247L103 246H107V247H104V248H107L106 250H108V246H110V251H108V252H105L106 254L107 253H109V252H111L110 254H108V256L109 255H111V259H113V260H115V262H118L119 260H121V258L123 257L122 255H124L123 253H121L122 251V248L121 247H119L118 248V244L116 243V241L114 242L113 240L111 241V242H108V240H106V239H104V240H100ZM120 240V239H119ZM29 242V241H28ZM14 243V242H13ZM33 243V242H32ZM87 243V242H86ZM26 244H27V242H26ZM46 244V246L48 247V245L49 244H47V243H45ZM58 244V243H57ZM84 244H85V242H84ZM88 244V243H87ZM87 244H85V246L87 245ZM91 243H89V245H90ZM109 244V245H108ZM1 245V244H0ZM14 245V244H13ZM56 245V244H55ZM123 245V244H122ZM4 246V245H3ZM45 246V247H46ZM51 245H49V247H50ZM90 246V247H91ZM2 247V246H1ZM87 247V246H86ZM86 247H85V249H86ZM57 248V247H56ZM89 248V247H88ZM120 248H121V250H120ZM51 249H52V247H51ZM61 249V248H60ZM82 249H83V246H82ZM91 249V248H90ZM10 250H12V249H10ZM46 249H44L43 251H45ZM47 250H49L50 251V249L48 248ZM47 250H46V252H43V256L44 257H46L47 255H44L45 253H47ZM63 250V249H62ZM92 250V249H91ZM48 251V252H49ZM52 251V250H51ZM80 252L82 251V250H79ZM94 251V250H93ZM103 251H105V250H103ZM102 251V252H103ZM13 252V251H12ZM52 253V252H51ZM51 253H49L50 255H51ZM64 253V252H63ZM79 253V252H78ZM6 254V253H5ZM4 254V255H5ZM13 254V253H12ZM19 254V253H18ZM48 254V253H47ZM48 254V255H49ZM74 254V255H73ZM28 255V254H27ZM49 255V256H50ZM52 257L51 258H54V260H55V258L56 257H54V253H52ZM64 255V254H63ZM79 255H80V253H79ZM127 255V254H126ZM2 255H0V257H1ZM42 256V257H43ZM82 256V255H81ZM86 256V255H85ZM88 256V255H87ZM9 257V256H8ZM78 257V256H77ZM105 257H106V255H105ZM126 257V256H125ZM163 257V256H162ZM6 258V257H5ZM30 258V257H29ZM59 258H60V256H59ZM97 258H98V256H97ZM12 259V258H11ZM57 259V258H56ZM65 259V258H64ZM67 259H68V257H67ZM5 260V259H4ZM38 260V259H37ZM48 260V259H47ZM71 260V259H70ZM82 260V259H81ZM80 260V261H81ZM108 260V259H107ZM125 260V259H124ZM1 261V260H0ZM69 261V260H68ZM109 261H111V260H109ZM2 262V261H1ZM57 262V261H56ZM70 262V261H69ZM72 262V261H71ZM70 262V263H71ZM83 261H81L80 263L81 264H85L86 262L84 261L83 263H82ZM88 262V261H87ZM102 262V261H101ZM113 262V261H112ZM120 262V261H119ZM9 263V262H8ZM45 263V262H44ZM57 263H62L61 262V260L59 259V262H57ZM108 263H110V262H108ZM123 263V262H122ZM18 264V263H17ZM55 264V263H54ZM87 264V263H86ZM112 264H114V263H112Z\"/></svg>",
    "mask_w": 264,
    "mask_h": 264
}]
</instances>
